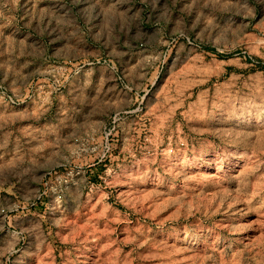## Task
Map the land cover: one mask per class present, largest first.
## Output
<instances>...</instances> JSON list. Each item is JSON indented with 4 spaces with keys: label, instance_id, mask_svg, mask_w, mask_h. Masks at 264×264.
Returning a JSON list of instances; mask_svg holds the SVG:
<instances>
[{
    "label": "rangeland",
    "instance_id": "1",
    "mask_svg": "<svg viewBox=\"0 0 264 264\" xmlns=\"http://www.w3.org/2000/svg\"><path fill=\"white\" fill-rule=\"evenodd\" d=\"M0 264H264V0H0Z\"/></svg>",
    "mask_w": 264,
    "mask_h": 264
}]
</instances>
